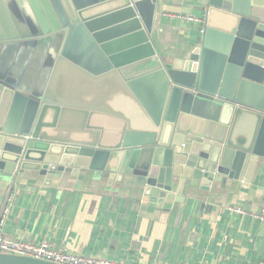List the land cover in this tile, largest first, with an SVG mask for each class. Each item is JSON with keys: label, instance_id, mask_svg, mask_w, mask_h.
Listing matches in <instances>:
<instances>
[{"label": "water", "instance_id": "95a60500", "mask_svg": "<svg viewBox=\"0 0 264 264\" xmlns=\"http://www.w3.org/2000/svg\"><path fill=\"white\" fill-rule=\"evenodd\" d=\"M39 1L41 31L16 33L15 40L47 63L61 40L57 61L90 72L98 62L78 39L83 31L149 119L139 122L142 130L124 126L113 133V147L48 140L42 133L64 121L53 112L61 103L49 95L59 66L45 73L48 88L39 82L26 88L0 76L5 208L15 186L39 178L50 185L64 175H89L108 189L131 182L141 188L145 205L170 211L174 204L210 199L228 183L250 184L263 173L264 0H205V34L180 58L157 49L159 0ZM211 16L213 26L207 24ZM20 55L17 62H25ZM0 264L54 263L0 253Z\"/></svg>", "mask_w": 264, "mask_h": 264}, {"label": "crops", "instance_id": "0c3cea01", "mask_svg": "<svg viewBox=\"0 0 264 264\" xmlns=\"http://www.w3.org/2000/svg\"><path fill=\"white\" fill-rule=\"evenodd\" d=\"M1 3L11 19L12 34L5 32V23L0 25V44L3 49L20 46L14 37L18 25L23 27L17 23L25 20L20 17L21 8L37 21L43 6L39 0ZM205 7V0H159L158 9L163 13L157 39L160 54L180 58L201 41V33L192 36L195 23L176 16L200 15L196 13L203 14ZM17 48L12 54L11 48L1 52L0 71L17 61L21 53ZM59 68L71 69L66 64ZM62 74L50 90L52 101H67L70 110L89 108L96 114L90 118L96 126L110 128L122 123L109 112L125 118L126 97L104 85L105 79L83 83L75 74ZM102 110L113 121L99 117ZM73 125H78V117ZM257 175L250 184L228 183L224 190L215 189L210 199L174 204L170 211L145 205L141 188L131 182L108 189L89 175L83 180L64 175L50 185L39 178L15 186L7 208L8 186L0 188V220L11 239L48 240L61 252L97 259L132 264H264V221L233 211H264V170ZM184 195L190 196L188 192ZM202 205H206L203 210Z\"/></svg>", "mask_w": 264, "mask_h": 264}, {"label": "rangeland", "instance_id": "374dc122", "mask_svg": "<svg viewBox=\"0 0 264 264\" xmlns=\"http://www.w3.org/2000/svg\"><path fill=\"white\" fill-rule=\"evenodd\" d=\"M35 1V0H34ZM206 6V4H205ZM3 8L5 6L0 2V25L3 26V23L6 24L5 32L9 35L12 34V31L10 29V23L11 19L8 16V13L5 9V12L3 11ZM211 10V8H210ZM21 16L25 18L24 21H20L18 24L23 25L21 28H25L22 30L20 26L18 25L17 33L20 35H29V34H37L40 32L39 24H44L40 20V17L38 16V20L35 21L32 16L27 17L26 13H23V9L21 8ZM200 15H196L199 17H204V13L201 14V11L196 13ZM17 21H19L17 19ZM39 23V24H38ZM209 23V24H208ZM212 16L208 18L207 24L212 25ZM29 25V27L26 28V26ZM46 26V25H45ZM213 26V25H212ZM17 27V26H16ZM202 25L195 24V27L193 29L192 36L195 38L199 35L200 29ZM15 36V35H13ZM77 39V34L74 36ZM16 38V36L14 37ZM83 42L84 45H86L88 51L96 58L95 62H98L95 67L93 66V70L90 72L86 71H79L74 69H68L64 70V68H59L56 70L51 77H53L54 81L58 80L60 75H72L75 74L78 76L79 82H85V81H95V80H101L105 79L106 82L104 85L109 86L113 91L123 95L126 97V110L125 113L127 114L124 121L119 125H112L110 128L107 127L106 124L102 126H96V124H91V122L87 119L88 117L95 116L96 114L91 111L89 108L84 109L83 111L80 109L77 110H70L66 108L64 105H68L69 103L66 101L61 103L58 107L53 108V112L55 117H62L65 121H68L70 119H73L69 125L63 124V122H60L59 128H53L52 130H48L44 133V137L48 140L56 141V142H70V143H82V144H100L104 147H113L117 146L118 144H115L111 142L112 135L122 130L125 126V130L128 131H139L143 129V126L139 122H147L148 121V115L145 113V111L139 107L138 101L135 99L133 94L130 92L128 87L125 85V83L121 80L117 72L113 70V67L110 66V62L107 61L105 57L102 56V53L98 50V48L92 43V39L90 36H87L83 31L81 32L79 38ZM1 40V36H0ZM61 40L58 41L57 44V50L59 49ZM12 46V44H10ZM18 47V48H17ZM24 47V48H20ZM11 48V49H10ZM17 48V50L20 49L19 52H21L20 57L26 58L25 62H13L8 67H6L4 70L0 71V76L3 78L11 79L13 81H16L15 83L19 84V81L22 83L24 87H29L30 84L33 82H39L42 87L48 88L50 79L46 78L45 74V66L47 64L46 61L42 62L38 57L31 54V51L26 47V45H20V46H12L8 48L2 47V44H0V55L1 52H6L9 49L11 50L10 54H12ZM31 48V47H29ZM55 59L56 61L53 63L54 65H61L65 64L63 61H57V53L55 50ZM31 59L34 61V63L27 61V59ZM58 62V63H57ZM57 63V64H56ZM67 65V64H66ZM91 68V69H92ZM99 74H102L101 76H98ZM108 111L102 110L99 117H105V118H114L113 112H109L110 116L107 113ZM76 114H78L76 116ZM53 115V116H54ZM78 117V125L74 126V120ZM88 121V123L86 122ZM112 120V119H111ZM113 121V120H112ZM73 126V127H71ZM114 133V134H113Z\"/></svg>", "mask_w": 264, "mask_h": 264}, {"label": "built area", "instance_id": "2783aa9c", "mask_svg": "<svg viewBox=\"0 0 264 264\" xmlns=\"http://www.w3.org/2000/svg\"><path fill=\"white\" fill-rule=\"evenodd\" d=\"M205 13V11H204ZM179 19H182L189 23H195L202 25L200 30L201 35L205 34L206 18L193 16V15H177ZM233 211L251 215L254 218L264 221V211L260 213H253L244 209H233ZM5 222L0 220V253L10 254L24 257H31L34 259L51 262L54 264H132L128 262H118L106 259H97L93 257L76 255L68 252H61L53 247L48 240H43L40 243H31L28 241H21L9 238L3 231Z\"/></svg>", "mask_w": 264, "mask_h": 264}, {"label": "flooded vegetation", "instance_id": "af4514ba", "mask_svg": "<svg viewBox=\"0 0 264 264\" xmlns=\"http://www.w3.org/2000/svg\"><path fill=\"white\" fill-rule=\"evenodd\" d=\"M60 47V46H59ZM57 51V48L55 49ZM56 61V59L54 58V56H52V61L47 63L45 66V73H49L50 70H52L54 68V62Z\"/></svg>", "mask_w": 264, "mask_h": 264}]
</instances>
